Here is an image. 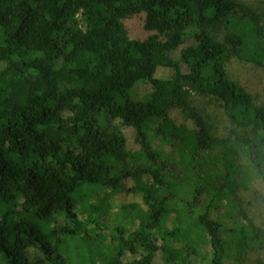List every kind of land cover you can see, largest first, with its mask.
<instances>
[{
  "label": "trees",
  "instance_id": "trees-1",
  "mask_svg": "<svg viewBox=\"0 0 264 264\" xmlns=\"http://www.w3.org/2000/svg\"><path fill=\"white\" fill-rule=\"evenodd\" d=\"M262 4L0 0V264H244L263 250L242 195L248 174L264 185ZM195 96L223 109L226 134ZM119 192L141 202L111 219ZM80 213L103 231L88 256Z\"/></svg>",
  "mask_w": 264,
  "mask_h": 264
},
{
  "label": "rangeland",
  "instance_id": "rangeland-1",
  "mask_svg": "<svg viewBox=\"0 0 264 264\" xmlns=\"http://www.w3.org/2000/svg\"><path fill=\"white\" fill-rule=\"evenodd\" d=\"M247 2L250 5L253 6H263L262 0H243ZM230 69L232 70V73L235 75H238L236 72H240L241 76L243 78L247 77H252V68L244 64L242 62L234 60L233 62L230 63ZM252 70V71H251ZM262 74L261 79L264 80V72H259ZM240 76V75H239ZM252 79H255L252 77ZM143 87L140 85V90H142ZM195 104L198 105L200 108L205 109L211 116L213 122L216 124L218 128V132L220 134H226L228 130L233 126L229 121L224 113L223 109H221L218 104L214 103V101L209 102L207 99L200 97V96H195L194 97ZM124 133L129 140L128 143V148L132 150H138L139 146L135 142V135H134V130L130 128H123ZM126 186L128 188H132L135 185V182L131 178L125 179ZM246 183L249 184L248 189H244L242 195L245 198V204L249 206L250 213L252 217L256 220V222L264 227V185L257 180H252V177L248 174L246 175ZM141 198L139 196H134L133 194L126 193V192H119L117 193L113 199H112V205H113V210L111 211L110 217L111 219H116L120 215V211L118 212V208L122 209L123 206L128 205L129 203L134 204V203H140ZM81 220L83 221V224L81 225L79 230H87L90 231L87 234L82 231L80 234L83 237H86L85 243L86 247L85 248H79V252L82 256H88L89 253V248H88V243L95 237L96 233H103L101 229L97 228L95 229L93 226L89 227L90 230L87 228V226L84 223V214L80 213ZM112 225V223H111ZM106 231L109 232V228H106ZM105 232V231H104ZM93 241V240H92ZM80 247V246H79ZM173 253V252H172ZM171 253V255H173ZM167 255H170L167 254ZM70 258L73 259L74 262H77L76 256L73 253H70ZM244 264H264V249L263 250H255V251H250L248 255L246 256L245 263Z\"/></svg>",
  "mask_w": 264,
  "mask_h": 264
}]
</instances>
